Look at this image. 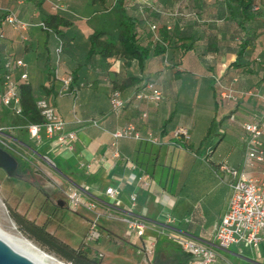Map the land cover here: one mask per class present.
Returning <instances> with one entry per match:
<instances>
[{"label":"crops","instance_id":"obj_1","mask_svg":"<svg viewBox=\"0 0 264 264\" xmlns=\"http://www.w3.org/2000/svg\"><path fill=\"white\" fill-rule=\"evenodd\" d=\"M224 1L158 0L167 12L153 19L167 27L171 39L166 52L152 54L141 69L136 58L90 53L94 31L118 36L117 0H0V32L4 33L0 57L23 59L26 65L17 68L15 76L26 70L36 95L47 97L67 128L77 132L73 150L60 146L56 139H45L38 148L65 176L59 174L58 181L70 179L99 196L111 185L120 191L117 200L122 211L112 208L102 217L107 220L105 226L99 225L101 236L87 242L88 227L74 245L84 241L102 253L103 264H191V254L178 241L162 236L152 255L138 252L145 238L130 232L120 219L130 210L132 193L137 194V204L131 211L150 221L151 235L170 214L175 227L210 240L228 208L235 177L224 165L243 168L249 135L243 123L264 116L262 99L253 93L264 94V68L254 60L264 58V29L255 34L256 25H252L249 34L242 36L254 37L241 58L243 66H230L238 57L241 34ZM123 5L136 14L143 8L142 0H125ZM9 11L32 25L27 30L15 28L5 19ZM194 11L199 12L197 20L189 16ZM54 13L69 21L60 33L39 24L44 15ZM57 36L64 42L58 62ZM141 40L148 42L147 34L142 33ZM58 75L73 76L68 89L63 90ZM129 77L139 80L121 90L125 106L114 111L110 100L115 83ZM148 81L163 92L158 104L136 97ZM44 86L54 87L55 92L46 95ZM216 89L225 97L220 110ZM224 90L233 96H225ZM20 119L0 104V124ZM128 124H134L142 135L157 136L161 143L113 136ZM180 127L189 133L183 147L173 137ZM19 134L26 136L24 131ZM262 139L264 148V134ZM22 161L24 169L35 170L29 161ZM247 171L264 179V158ZM60 200L67 205L63 193L58 207ZM76 212L93 216L86 208ZM225 260L264 264V243L233 244L221 251L218 261L224 264Z\"/></svg>","mask_w":264,"mask_h":264},{"label":"built area","instance_id":"obj_2","mask_svg":"<svg viewBox=\"0 0 264 264\" xmlns=\"http://www.w3.org/2000/svg\"><path fill=\"white\" fill-rule=\"evenodd\" d=\"M142 1L151 4L154 0ZM5 19L15 28L21 30H27L32 25L31 22L21 19L10 11ZM39 24L46 28L43 21H40ZM153 27L155 26L153 25ZM2 36L3 33L0 32V37ZM57 39L56 53L58 62L64 49V42L60 36H57ZM25 65L24 60L20 58L6 60L4 63L5 74L0 85V104L19 116L22 115L23 108L18 93V83L28 81V72L24 70L16 77L15 71ZM58 77L63 83V90L68 89L73 76L58 75ZM253 93L264 102V94ZM223 94L227 97L233 96L228 90H224ZM136 97L158 104L163 99V92L155 82L149 81L136 92ZM110 101L114 111L121 110L126 102L120 89L113 90ZM37 104L44 120L39 123L0 124V146L16 158L29 161L34 165L35 170L39 172L49 175L53 171L63 175L56 163L38 148L45 139H56L60 146L73 150L77 132L67 128L66 121L59 116L47 97L39 98ZM243 127L249 134L244 166L243 168H236L224 165L225 169L235 177V181L231 184L232 193L228 208L216 226L212 239L204 240L188 231L175 227L174 218L170 214H167L161 227L156 229L155 235L146 233V230L153 228L152 224L147 218L131 211V208L137 204V194L132 193L130 196V210L124 211L120 219L126 224L130 232H134L140 238H145L138 248L139 253L145 256L152 255L155 252L159 236H166L168 239L177 240L182 249L191 254V264H216L221 257V251L228 250L233 244L258 246L259 243H264V179L253 177L247 171L249 166L264 158L262 139L264 134V116L260 119L244 122ZM21 131H24L26 136L19 134ZM113 136L115 138L128 136L153 143H161L157 136L152 134L142 135L134 124H128L115 130ZM173 137L177 140L187 141L189 138L188 130L184 127L177 128L173 132ZM177 145L183 147L181 142H178ZM135 177V175H132V178ZM56 184L61 189L66 204L72 210L77 211L80 208H86L93 213L89 230L86 234L87 242L94 241L101 236L98 220L107 215L109 209L113 208L120 212L122 211L117 200L120 191L115 186H107L104 194L99 196L93 194L84 185L75 183L70 179H62L57 181ZM224 264L234 263L230 260H225Z\"/></svg>","mask_w":264,"mask_h":264},{"label":"trees","instance_id":"obj_3","mask_svg":"<svg viewBox=\"0 0 264 264\" xmlns=\"http://www.w3.org/2000/svg\"><path fill=\"white\" fill-rule=\"evenodd\" d=\"M92 1L101 3L105 2V0ZM124 1L125 0H117L116 2V6L119 10L118 36H107L102 30L94 31L91 34L90 53H100L103 57L120 55L127 59L136 58L139 61L141 69H144L146 61L152 54L165 53L169 45V41L171 39L170 31L165 25L160 26L153 19V17L157 16L155 14H165L167 10L159 5L158 0H154L151 4L142 1V11L137 14L131 13L125 10L123 5ZM224 3L226 4L233 20L239 26L241 34V41L239 42L237 53L238 57L230 64V66L241 67L243 66L241 58L244 56L246 48L249 45V39L254 38L253 36L249 38H244L242 36L249 34L253 28V24L256 25L255 34L257 32H262L264 29V0H225ZM198 14V11H194L190 12L189 16L197 20L196 15ZM42 21L46 25L45 29L55 33H60L61 27L69 24L67 18L56 13L44 15ZM153 25L155 27H153ZM142 33H144V35L147 34V37L149 38L148 42H143V40H141ZM188 46L191 47L192 45L189 44ZM255 55H258V53ZM12 59H14L13 56H8L6 58L0 57V82H2L5 74V61ZM254 60H258L261 67L264 68V58H254ZM138 80L139 79L137 77H129L121 84L115 83V89L122 90L126 86ZM145 84L146 83H144L143 86ZM44 90L46 95L55 92L54 87L48 88L47 86H44ZM215 92L217 94V110H220L223 106V99H225V97L221 96V89H216ZM18 93L21 98L23 113L20 116L21 119L15 123L42 122L44 117L37 104L39 97L36 95L32 84L28 81L19 82ZM256 93L262 94L258 91ZM262 108L264 110L263 100ZM175 142L178 143V140ZM179 142H181L183 146L185 145L183 140L180 139ZM25 167L26 165L21 166V168ZM10 212L21 229L25 230L42 245L47 246L65 261L72 264H103V259L98 252L94 251L84 241L79 245L74 246L51 232L48 229L51 220L47 219L43 224H39L28 218L26 215L21 214L15 208L10 207Z\"/></svg>","mask_w":264,"mask_h":264},{"label":"rangeland","instance_id":"obj_4","mask_svg":"<svg viewBox=\"0 0 264 264\" xmlns=\"http://www.w3.org/2000/svg\"><path fill=\"white\" fill-rule=\"evenodd\" d=\"M22 160L24 159H19L20 167L18 174L14 177L9 176L0 167V230L11 238L29 240L50 254L64 260L21 229L12 216L10 207L39 224H43L47 219L51 220L48 229L73 245L79 243L89 227L92 217H84L68 205L58 207L57 199L62 197V191L56 184L60 178L59 174L51 171V174L46 175L32 168H21ZM48 171L50 172L49 169ZM49 181H51L50 186L48 185ZM105 220L107 219L99 218L98 224L105 226ZM149 231V229L146 230V233ZM162 237L166 238V236ZM217 264H221L220 261H217Z\"/></svg>","mask_w":264,"mask_h":264},{"label":"water","instance_id":"obj_5","mask_svg":"<svg viewBox=\"0 0 264 264\" xmlns=\"http://www.w3.org/2000/svg\"><path fill=\"white\" fill-rule=\"evenodd\" d=\"M19 162L17 158L0 146V167L3 168L9 176L18 174ZM63 206V200L59 201ZM0 264H39L30 256L17 249L11 242L0 234Z\"/></svg>","mask_w":264,"mask_h":264},{"label":"bare ground","instance_id":"obj_6","mask_svg":"<svg viewBox=\"0 0 264 264\" xmlns=\"http://www.w3.org/2000/svg\"><path fill=\"white\" fill-rule=\"evenodd\" d=\"M0 234L11 242L17 249L30 256L33 260L39 264H72L70 262L61 260L45 251L41 247L37 246L33 242L24 239L11 238L0 230Z\"/></svg>","mask_w":264,"mask_h":264}]
</instances>
